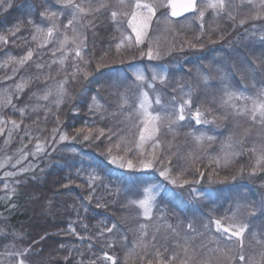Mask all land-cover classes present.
<instances>
[{"label": "trees", "instance_id": "obj_1", "mask_svg": "<svg viewBox=\"0 0 264 264\" xmlns=\"http://www.w3.org/2000/svg\"><path fill=\"white\" fill-rule=\"evenodd\" d=\"M77 2H81L86 8L89 6V0H77ZM90 2L92 7H97L101 0H90ZM109 2L112 5L110 8L94 14L96 17L94 28L82 29L79 24L75 26L87 37L85 59L90 61L87 71L91 74L87 79L82 74L73 79L71 75L73 65L65 69L72 54H68L65 64L61 65L59 61L64 51H56L59 48L58 41L63 39L62 33L65 31L63 26L71 16L70 10L64 9L57 0H10V7L0 6V35L7 37V43L0 42V64L5 65L0 67V95L3 94L4 89H9L12 92L13 104L17 108L29 106L24 117H21L18 111H13L11 106L0 107V119L22 121L20 129L13 132L9 144H5V139L7 129L11 128L10 122L4 134L0 135V163H4V167H0V197H5L0 199V230H2L0 254L30 247L31 250L25 257L27 264H81V262L90 264L93 260L96 264H111L110 261L103 259V253L108 252L109 255L116 257L117 264H142L140 257L144 254L143 249L135 246L142 232L148 234L145 242L150 243L154 233L171 234L170 229L167 228L168 224L176 227L182 235L195 236L192 242L194 246L204 243L208 247H216L218 239L221 247L236 248L234 244L238 242L235 240L228 242L227 236L217 233L214 223H211L220 218H224L222 222L225 224L231 223L233 221L228 220L227 217H231L233 212H236L235 222L243 221L250 226L245 234V255L259 258L258 254L264 248V245L257 243V240H264V212L260 210V204L264 201V193L260 190L264 183V172L258 170L256 174H250L255 166L256 154L245 151L227 166H217L213 161L223 155L222 148L230 135L233 136L234 141L243 140L245 149L253 146L259 149L260 145L264 144V127L253 123L246 116H234L231 108H225L220 103L225 83L249 95L255 94L256 89L264 87V63H262L264 39H261L264 36L262 30L264 20H249L244 30H248L253 40L244 37L245 41L244 38L239 41L233 38V35L241 37L243 32L236 33L233 29L230 31L231 20L228 19L227 14L215 16L209 10L203 20L204 35L197 41L195 37L201 33V22L196 12L180 19H171L168 17L167 9L158 8L150 25V43L124 46L118 52L115 44L120 40L121 31L117 30L118 26L112 22L110 14L113 10L130 11L134 0H128L129 7L124 9L116 5V0ZM164 2L166 3V0ZM235 3V0H229L231 7L228 11L232 14L234 11L237 12L232 6L236 5ZM240 5H242L241 9H247L245 13L247 17L257 11L247 3L241 4V0ZM46 10L58 13L55 23L59 25L60 30L54 34L48 44L40 48L38 45L42 40L33 41L32 36L35 34V26H40L45 31L52 26L51 21L41 16ZM59 13L64 14L59 15ZM166 17L168 19H165ZM87 20H93V16H87L85 22ZM253 24L256 25L255 28L251 27ZM16 25H19V31L13 36L12 31L15 30ZM126 26L125 22L119 25L126 34H130ZM67 34L69 37L73 35L70 28ZM189 41L197 44L198 47L186 49L184 46L188 45ZM157 44L160 52L158 59L138 56L150 45L156 49ZM199 44H203V48H199ZM181 46L183 51L180 50ZM71 47L72 44L69 42L66 49ZM29 49H32L34 54L32 60L25 66L20 67L14 61L8 62L9 56L18 59ZM97 63L101 64L99 71L96 70ZM38 64H43L44 67L38 69L36 67ZM161 66L167 69L166 81L164 83L159 81V90L163 92L162 102L165 105L170 104L176 94L178 104L188 98L184 93L191 88L193 103L185 109L184 121L174 125L171 131L165 127L161 128L159 138L162 144L158 153L159 161L155 167L128 173L107 162L109 134L95 139L94 136L97 135L95 132L105 125V120L102 118L107 113V100H119L121 93L127 94L135 69H143L148 78L153 69L159 70ZM249 66L255 68L254 73L247 71ZM14 68L18 69L15 73ZM201 74L209 76L207 84L202 81ZM65 78H67L64 84L66 95L63 102L56 106V89ZM22 80L27 82V86L23 92L18 93L15 85ZM113 81L117 83L114 84ZM189 84L190 87L186 86ZM145 85L149 88L147 83ZM175 85L180 87L174 91ZM49 89L52 95L47 101L38 100L32 95L36 93L37 96H42ZM93 96H96L99 104L103 105L94 112L90 111V106L95 107ZM30 97L32 98L29 99ZM120 102L119 100L115 104L116 110L111 112V114L117 113L118 119L123 116L118 109ZM130 103L132 107H125L124 112L132 111L136 105V98L131 97ZM237 103L243 102L237 101ZM36 105L39 107L34 111L33 106ZM197 107L203 111L206 120L212 121L214 117L225 115L227 119L198 125L190 115ZM153 111H161V109L158 106L153 108ZM122 119L126 121V126H122L121 137L129 139V142L121 144V148L126 147L133 151L125 152L113 147V155L126 156L128 159H133L134 163H138L137 153L152 152V142H147L142 149L137 148L136 142L132 140L135 139L138 131L133 126L134 121L126 120L124 116ZM54 129L57 130L55 133ZM81 129L84 132L78 134V130ZM88 129H92L93 138L84 141L83 135L87 134ZM193 132L196 135L205 133L215 139L205 140L200 147L191 135ZM65 133L69 139L60 141V135ZM53 135L55 141L52 140ZM37 138L45 152L50 155H31L36 151ZM118 139L111 142L113 146ZM169 142L174 145L171 150L167 148ZM18 149H24L30 155L21 165L14 168L13 165L20 157ZM189 152L197 157L194 162ZM8 157H11V160H6ZM89 161L99 166L98 175L102 177V180H97L92 185L95 188L94 192L89 187L88 181L91 171ZM29 164L36 165L34 170L16 177H4L5 172H17L20 167H27ZM165 167L171 169V175L178 181L200 180V183L175 188L159 176V171ZM241 167L244 168L243 173L240 172ZM199 172L205 173L202 179ZM210 174L213 183H209ZM120 178L129 179L127 188L130 190H124ZM16 180H20L21 183L16 184ZM132 180L136 181L135 187L131 184ZM145 182H163L173 192L185 190V193L183 196L177 195L174 199H158L152 209L151 218H146L142 209L129 203L131 200L142 198L138 189L143 188ZM5 183L8 185L7 189L4 187ZM117 184H120L122 189L119 196L113 193L112 188L105 187V185L114 187ZM191 187L213 190V198L192 199L189 195ZM90 194L93 198L89 202L87 197ZM252 200L258 203L256 210L252 208ZM97 203L103 206L97 208ZM238 204L240 207L237 209ZM12 205L15 207L13 208ZM113 223L117 228L112 233L104 232L102 236L97 235L103 232L105 226L110 227ZM189 223H192L195 233L188 230ZM206 224L207 228L204 227ZM141 225L145 227L141 229ZM71 228H75L79 235L72 233ZM198 233L203 235H197ZM253 233L257 234L255 238ZM170 234L168 235L171 236ZM180 237L184 236L180 235ZM34 241L36 243H33ZM61 245L64 247L61 248ZM129 253L131 255H128ZM201 254H205L203 249ZM126 256H128L127 260ZM215 256L222 259L219 253ZM151 258V256L146 257L144 264ZM9 259L6 255L0 256V264H9Z\"/></svg>", "mask_w": 264, "mask_h": 264}, {"label": "snow or ice", "instance_id": "obj_2", "mask_svg": "<svg viewBox=\"0 0 264 264\" xmlns=\"http://www.w3.org/2000/svg\"><path fill=\"white\" fill-rule=\"evenodd\" d=\"M57 3L62 5L64 9L70 10L71 16L68 19L67 23L63 26L64 32L62 33L63 39L59 40V48L56 51H64V55L59 61L61 65H64L66 60L68 59V52L72 53V61H73V72L72 78L75 79L77 75L82 74L85 79H87L91 74L87 71L88 66L90 64L89 60H86L84 57V51L87 49V37L83 34V32L78 31L75 27L77 24L83 28L95 27V13L101 12L103 9L110 8L112 5L109 0H101L97 7H92L91 2L89 0V6L86 8L83 6L81 2H77V0H57ZM247 3L251 7L256 8L257 11L243 19L239 20V25L243 26L249 20L257 21L264 20V0H241V4ZM8 6L10 7V0H0V6ZM116 5H118L121 9L128 8V0H116ZM229 0H134L132 3L130 11H111V20L115 23L118 28L117 30L121 31V37L118 43L115 44L116 50L119 52L122 47L128 46H138L145 42V39L148 37L150 25L153 21V17L156 16L158 8L170 9L171 17L181 16L183 13L187 12H196L198 13V19L201 21L200 28L201 33L195 39L197 41L201 40L204 35V24L203 20L205 18L206 13L211 10L215 16H220L221 14H227V17L231 21H235L236 17L232 14V12L228 11L229 8ZM64 13H59V15H63ZM42 17H45L47 20L52 22V26L48 27L45 31L44 28L40 26H35V34L32 36V40L35 41L37 39H41L42 43L38 45V47L43 48L44 45L48 44L55 33L59 32V25L55 23L58 13L55 11L46 10L41 13ZM87 16H93V20H87L85 22V18ZM165 19H168L166 17ZM32 23V21H29ZM125 22L127 28L131 29V33L134 34H126L125 30L120 28L119 25ZM253 28L256 27L255 24L252 25ZM72 30L73 35L71 37L68 36L67 30ZM264 30V29H262ZM19 31V25L15 26V30L12 31V35L15 36L16 32ZM254 35V33H253ZM264 39V36L261 37ZM0 42L7 43V37L4 35H0ZM71 42L72 47L70 49H66V46ZM189 48H197L198 45L192 42H188L187 45ZM174 47V45H173ZM159 45L157 44L156 49H154L151 45L149 46L147 53H141V55H147L149 59H158L160 57V52L158 51ZM199 48H203V44H199ZM181 51H183V46H181ZM33 50L29 49L26 54L18 59L15 57H8V62L14 61L20 67L25 66L29 61L33 58ZM55 53H53L54 55ZM103 59V57H101ZM7 62H5L6 64ZM55 63V61H53ZM264 63V61H262ZM5 65L0 64V67ZM260 65H257L259 67ZM38 69H42L44 67L43 64L36 65ZM101 68V64H96V70L99 71ZM18 69H13L15 73ZM247 71L250 73L255 72V68L249 66ZM135 77L136 82L139 84H148L149 88H154V82L159 80L161 83H164L167 79V69L163 66L159 68V70L153 69L151 76V83L148 82L144 70L141 68H136L132 73ZM48 77H45L47 79ZM5 79H11V77H5ZM38 79V77H37ZM202 81L207 84L209 81V76L201 74ZM223 79V78H222ZM65 81L61 82L59 87L56 89V97L55 100L56 106H59L64 100L66 95V88L64 84ZM113 83H117V81H113ZM27 86L26 81H21L20 83L15 85L16 91L23 92L24 88ZM255 87V85H253ZM223 96L221 98V105L225 108H231L233 110V115L240 117L246 116L253 123H258L262 127H264V87H260L256 89L255 94L249 95L246 94L243 90H236L231 87L230 84L225 83L223 85ZM182 90V89H181ZM175 91V90H174ZM33 97H36L38 100L47 101L49 97L52 95L51 89L45 91L42 96H37L36 93L32 94ZM187 96V99H183L181 102L177 104V99L175 96L172 97V101L170 104L165 105L162 102L161 95L159 93L155 96V105L159 106L161 111H153V101L149 96L148 91H144L141 89L140 93L136 97V105L132 108V111L124 112L125 107H132L128 96L125 93H121L120 104L118 105V109L120 114H122L126 120L134 121L133 126L138 129V142L136 144L137 148L142 149L143 146L147 142H152V152L146 153L144 151H140L137 153L138 163H134L133 159H128L126 156L122 155H113V147L117 150H122L125 152L133 151V149H128L126 147L121 148V143L123 141V137H120V129L113 131L111 129L108 130L109 135L107 139L109 140L110 147L106 153L108 160L107 162L110 165H114L120 169L126 170L128 173L153 169L156 163L159 161L158 150L161 148L162 141L159 138V133L162 127L167 128L169 131L172 130L173 126L178 124L181 121L186 119L185 109L193 103L192 101V89L189 88L187 93H184ZM30 97L29 99H31ZM92 100L95 102V107L90 106V111H95L97 108H102L103 105L99 104L98 98L96 96L92 97ZM237 101H241L243 103H237ZM11 106L13 111H18L21 117H24L26 109L29 107L25 105L23 107L17 108L15 104H13L12 100V92L9 89H4L3 94L0 95V107H8ZM39 105L33 106V110L35 111ZM117 113H112L115 116ZM192 117L195 119L196 124L202 123H215L217 120L227 119V116L223 117H214L212 121L203 119L204 113L197 107L195 113H190ZM58 120V118H57ZM165 121L167 123H165ZM10 122L11 128L7 129V138L5 139V144H9L13 138V132L18 131L20 129L21 122H17L16 120L6 121L4 119H0V135H3L7 124ZM142 125V127H141ZM57 130L54 129L55 133ZM84 130H78V134L83 133ZM27 134V133H26ZM105 135V130L100 129L98 135L95 139H99L100 136ZM193 136L197 146L202 147L203 142L205 140L212 141L215 139L213 136H208L205 133H200L196 135L194 132L191 133ZM119 137L116 144L112 145L113 137ZM92 129H88L87 134L83 135L84 141H88L92 139ZM60 141H64L69 139L68 135L61 134L59 137ZM52 140L55 141V135H53ZM27 146L25 145V148ZM36 151L32 152L31 155L38 156L40 154L50 155L45 152L43 145L40 143L37 138L36 143ZM174 147L172 143H168L167 148L171 150ZM227 149V150H225ZM239 149V150H237ZM55 149H53L54 151ZM75 151V149H73ZM245 151L256 154L255 166L251 170V175L257 173V171L264 172V144H261L259 149L256 146H253L250 149L244 148V141H234L233 136H229L227 138V143L223 146L222 156H218L214 159L213 163L217 166H227L231 164L235 158L241 156ZM20 153V157L16 160L13 167L15 168L17 165H21L24 160H27L30 155L29 152L24 149H18ZM189 156H193L191 152H189ZM197 159V157L193 156V162ZM6 160H11V157L6 158ZM89 168L91 171L88 175L89 187L92 191H95V188L92 185L97 180H102V177L98 175V165H94L92 161L88 162ZM0 167H4V163H0ZM36 165L29 164L27 167H20L17 172H5L4 177H16L22 174L29 172L30 170H34ZM43 171V169H41ZM198 171V169H197ZM244 168L241 167L240 172L243 173ZM201 179L204 177V172H199ZM159 176L163 177L164 181H167L168 184L174 186L175 188H183L185 185L189 184H199L200 180L195 181H178L171 175V169L169 167H165L163 170L159 171ZM34 178V177H33ZM121 182L124 186V190L128 191L130 189L127 188L129 183L128 178H120ZM235 179V177H233ZM212 174L209 175V183H213ZM16 184H20V180L15 181ZM131 184L135 187L136 181L132 180ZM5 189L8 188L7 183L4 184ZM106 188H112L113 193L116 196H119L121 192V185L117 184L114 187L111 185H105ZM141 192L142 198L138 200L129 201L130 204L137 205L140 209L143 210V215L146 218H151L152 209L157 203L158 199H174L177 195L183 196V193H175L172 189L168 188L163 182L157 183H147L145 182V186L141 189H138ZM15 189H13V192ZM189 195L192 199H204L208 198L211 200L213 198V190H201L196 187H191L189 189ZM92 195L90 194L87 197V200L90 202L92 200ZM0 199H5V197H0ZM100 203L96 204L97 208L102 207ZM14 208L15 205H12ZM240 205H237V209ZM260 210L264 212V201L260 204ZM87 211V208H85ZM236 212H233L231 217H227L228 220L233 221L231 223L225 224L223 223L224 218L215 219L211 221L215 225V231L222 235L227 236V241L231 242L233 240L238 242L236 248L232 247H221L220 241L216 240V247H208L206 244L201 243L198 246L193 245V241L195 240V236H184L181 242V239H172L171 244H169V240L171 237H180V232L176 227H173L171 224L167 225V228L170 229L171 237L165 235L162 237V243L157 241L156 234L154 233L152 236V241L150 243L145 242V238L147 237L146 232H142L140 239L136 243V247H140L143 249V256L140 257L142 264H144L145 258L151 256V259H147L146 264H264V248L259 252L258 257L256 256H247L245 255V234L248 232L249 224L246 222H235L236 221ZM104 223V222H102ZM141 229L145 227V225L140 226ZM205 228L208 227L206 224ZM117 228V225L113 223L110 227L105 226L103 232L98 233L97 235L102 236L104 232L112 233ZM188 230L195 233V229L193 228L192 223L187 225ZM2 231V230H0ZM71 232L76 233L75 228H71ZM159 232V229H157ZM197 235H203V233H198ZM253 238L256 237V233H253ZM43 239V237H41ZM83 239V237H81ZM91 239V238H89ZM33 243H36L35 241ZM257 243L264 245V240H257ZM112 245H109L111 247ZM15 247V245H12ZM64 246L61 245V248ZM91 247V245H89ZM172 249V250H170ZM205 251V254H201V250ZM29 248H24L15 252H6L4 254H0V256L6 255L9 257V264H27L25 257L30 252ZM219 253L222 259H219L215 256V254ZM128 255H131L129 253ZM15 258V259H13ZM128 256L125 257L127 260ZM67 259V257H65ZM103 259L106 261H110L111 264H117V259L114 256L108 254V252L103 253ZM82 264V262H81ZM90 264H96V261H90Z\"/></svg>", "mask_w": 264, "mask_h": 264}, {"label": "rangeland", "instance_id": "obj_3", "mask_svg": "<svg viewBox=\"0 0 264 264\" xmlns=\"http://www.w3.org/2000/svg\"><path fill=\"white\" fill-rule=\"evenodd\" d=\"M235 1H236V3H235L236 5L233 4L232 6H234L235 7L234 9L237 10V12L236 11L233 12L234 16L236 17V21L235 22L234 21L233 22L232 21L230 22L231 23L230 31H232V29H233V31H235L236 33H241V32H243V33L241 34V37H238V36L235 37V35H233V38L238 39L240 41L241 38H244V37L249 38L250 37L253 40V36H251L249 34L248 30H246V29L244 30L245 25H243V26H240L239 25V20L247 17V15L245 14V13H247V9L246 8H245V10L244 9H241L242 8V5H240V0H235ZM229 7H231V6H229ZM238 14H240V18H238ZM197 17H198V13H197ZM199 22H201V21H199ZM245 24L247 25V22ZM248 28H250L249 25H248ZM126 29H127V26H126ZM128 30H129V33L132 34L131 33V29L128 28ZM150 32H151V28L149 29L148 37L145 39V42L150 43V41H151V39L149 38ZM132 35H134V34H132ZM244 41H245V38H244ZM184 47H186V49H188V46L187 45L184 46ZM148 48L149 47H147L146 50L143 51V52L144 53H147ZM85 53L86 52L84 51V57L86 56ZM245 53L247 54V52H245ZM51 54H53V53H51ZM68 54H72V53L71 52H68ZM138 56H142V55L139 54ZM144 56H145V58H149L146 54ZM134 59H135V57H134ZM71 65H73L72 57L70 59H68V63L66 64L65 69H68ZM151 76H152V73H151L150 77L147 78V80H149L148 81L149 83H151V79H150ZM130 84H131L130 89L128 90V92L126 94L128 96V98H129V101L130 102H131V97L132 98L133 97L136 98L138 96V94L140 93L141 89H143L144 91H148L149 96L152 98V101H153V97H155L157 93H159L161 96H163L162 90L161 91L159 90V80H157L156 82H154V85H155L154 88H147L145 84H142L141 85L138 82H136L135 77L132 75V80H131V83ZM186 86L190 87V84L189 85H186ZM179 87H180V85H175L174 88H173V90H176ZM174 95L176 97V94H174ZM119 100H115V99L109 100V101L107 100V103H108V109L106 110L107 113L102 118V120L103 119L105 120V125L102 126L100 129H104L105 130V134H109V132H108L109 129H111L113 131H116L117 129H120L121 130L120 131V137H121V132L123 131V127L122 126H126V121L124 119H122L123 116H120L119 119L117 118L116 115L114 117L111 116L112 115L111 112H113V111L116 110L115 104L117 102H119ZM157 107L158 106L155 105V103L153 102V108H157ZM195 111H196V109L193 110V113H195ZM203 118L206 119L205 116H203ZM99 130L98 131L96 130L95 134L97 133V135H98ZM97 135H95L94 137H96ZM138 135H139V132L137 131V134L135 136V139H132V140H134L136 142V144L138 142ZM118 138L119 137H115L114 136L112 142L114 140L118 139ZM125 142H129V139H124L123 138V141H122L121 144H123ZM158 153H159V150H158ZM260 190H261L262 193H264V183L261 185ZM177 193H183L184 194L185 193V190H179V191H177ZM257 207H258V203L255 200H252V208H253V210H256ZM159 219H161V218L159 217ZM168 234H170V233H168ZM168 234L167 233L166 234H162V233L157 234L156 235L157 241L162 243V237L165 236V235H168ZM180 235L181 236H186L187 234H185V235L180 234ZM181 238H183V237H171L170 240H169V244H171L172 239H181ZM181 242H183L182 239H181ZM237 245H238V243L237 244H234V247H237ZM170 250H172V249H170Z\"/></svg>", "mask_w": 264, "mask_h": 264}, {"label": "water", "instance_id": "obj_4", "mask_svg": "<svg viewBox=\"0 0 264 264\" xmlns=\"http://www.w3.org/2000/svg\"><path fill=\"white\" fill-rule=\"evenodd\" d=\"M192 12H187V13H183L181 16H178V17H171L170 16V9H168V17L171 18V19H180L182 18L183 16L187 15V14H190Z\"/></svg>", "mask_w": 264, "mask_h": 264}]
</instances>
